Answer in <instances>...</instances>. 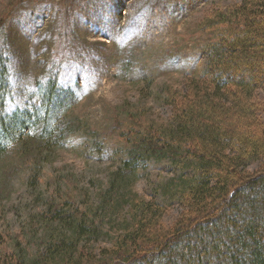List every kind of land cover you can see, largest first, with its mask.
Listing matches in <instances>:
<instances>
[{
    "label": "rangeland",
    "instance_id": "1",
    "mask_svg": "<svg viewBox=\"0 0 264 264\" xmlns=\"http://www.w3.org/2000/svg\"><path fill=\"white\" fill-rule=\"evenodd\" d=\"M241 2L0 0V62L6 61L11 81L7 110L31 107L53 79L69 97L58 123L64 137L52 149L38 154L45 143L28 131L23 141L31 153L17 144L0 158V257L15 243L35 254L49 205L70 201L63 212L72 215L76 208L78 216L100 205L109 175L131 148L128 142L168 123L171 108L165 98L186 93L187 81L204 71L209 35L201 31L202 23ZM254 94L264 112V86ZM174 177L166 162L147 161L128 189L164 205L160 223L165 229L182 212L174 200L160 198L162 186ZM117 209L98 211L104 233L122 224L126 208ZM88 243L94 256L108 245L106 237Z\"/></svg>",
    "mask_w": 264,
    "mask_h": 264
},
{
    "label": "trees",
    "instance_id": "2",
    "mask_svg": "<svg viewBox=\"0 0 264 264\" xmlns=\"http://www.w3.org/2000/svg\"><path fill=\"white\" fill-rule=\"evenodd\" d=\"M201 31L209 40L200 78L187 81L186 93L165 98L168 123L128 142L100 205L79 216L76 208L72 215L63 212L70 201L49 205L35 254L15 243L0 264H264V112L254 97L264 86V0L217 10ZM6 66L0 62V158L17 144L31 153L23 141L28 131L45 143L38 154L52 149L64 137L58 123L68 94L49 80L35 104L11 114ZM151 160L175 170L160 192L161 200L182 207L171 228L160 223L163 204L128 191L141 164ZM119 205L126 208L122 224L104 233L98 211L113 214ZM104 237L108 245L94 256L85 245Z\"/></svg>",
    "mask_w": 264,
    "mask_h": 264
}]
</instances>
